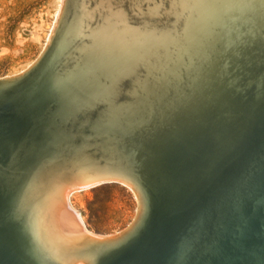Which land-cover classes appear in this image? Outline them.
<instances>
[{"label": "bare ground", "instance_id": "obj_1", "mask_svg": "<svg viewBox=\"0 0 264 264\" xmlns=\"http://www.w3.org/2000/svg\"><path fill=\"white\" fill-rule=\"evenodd\" d=\"M164 1L57 0L51 27L38 56L23 69L0 77V264H113L124 254L117 264H264V216H257L260 203L256 204L259 199L264 202V197L259 195L261 186H264V174L259 175L262 170L257 173L259 168L262 169L259 159L264 157V119L261 115L264 82L254 72L259 80L253 85L255 80L250 82L245 89H238L240 84L234 79L238 67L233 66L231 59L244 35H251V43H257L260 36L258 31L264 29V0H179L180 7L182 6L180 10L177 6L173 7L175 0H167L173 9L169 7L165 12V8L164 12L169 13L165 15L168 17L170 10H173V25L170 23L173 19L171 16L168 24L172 26L161 27L167 23H163L165 18L163 22L159 21L162 18L159 13L157 18L161 17L158 20L161 24L157 23L161 26L158 25V28L156 23L154 27L155 20H152V25L148 18V24L152 25L149 26L144 19L148 15L153 18L150 15L157 14ZM131 14L136 17L131 18ZM178 18L183 22L181 26ZM176 22L180 28L176 26ZM81 38L83 43L76 46L75 39L78 41ZM152 44L163 51L164 56L161 57H164V68L154 77L150 72L154 69L149 70L147 63V75L143 74L144 80L139 84L141 94L151 95L159 104L162 110L160 124L154 125L152 130L146 128V123L152 120L144 115L147 104L135 98L138 93L132 97L135 99L132 103H121L123 105L109 112L102 108L96 111L102 102L109 104V96L116 83L121 77L132 73L139 62L144 61L145 53ZM71 45L78 48V57L75 53L76 59L73 56V62L69 66L67 60V65L63 68L60 63L62 67L59 68L54 64L55 58L62 56L64 49ZM213 56L218 60L216 67L213 63L210 66V62L216 59L212 60ZM43 57V62L38 64ZM159 66L156 65V68L162 67ZM140 69L145 70L143 67ZM262 69L260 70L264 76V65ZM182 72L187 79L185 84L190 81L191 91L188 94L181 92L179 86ZM139 84L137 83V87ZM135 85L136 83L133 84ZM169 87L175 97L180 100L182 97L183 102H186L183 114V109L175 113V105L166 97ZM7 93L9 94L5 96ZM125 94L128 95L127 92ZM167 99L170 103L168 105ZM223 103L227 108V111L224 108L226 114L235 106H240L246 113V119L234 117L235 113L223 118L215 117ZM164 105H167V110L163 108ZM25 120L26 126L31 124L30 154L26 159L20 160L15 149L17 143L11 138L10 131L13 129V133H16L15 127ZM33 122H36L35 126L32 125ZM230 140L234 144L235 153L238 150L240 153V150H244L243 155L244 152L248 153L247 157L243 156L246 160L249 157L248 172L245 173L241 168L247 164L245 161L244 166L240 165L245 173L243 176H246L244 185L237 187L234 199L230 190L225 187L226 184H223V178L219 179L222 183L217 184L220 185V194L215 201L218 212L214 214L217 220L213 221V233H209L212 229L209 231L208 218L212 215L211 205L206 200L208 188L205 187L204 192L194 188L192 196L199 199L194 198L193 206L186 208L193 217V235H180L176 231L177 216L166 217L169 210L158 197L159 184L172 185L173 170L177 171L180 179L183 176L192 177V166H197L199 170L201 167L211 170L220 165L223 168L219 167L222 177L227 179V176L234 175L230 168H225L218 162L219 157L230 152L233 146ZM93 146L99 147L97 157L101 156L106 169L125 176L124 179L97 177L92 173L90 180L87 176L97 166L92 161L85 165L86 176L80 179L79 173L80 180L72 178L78 174L75 173L77 167H72L76 170L73 172L68 167V161L67 165L65 162L61 164L63 166L64 163L66 168L71 169L73 176L69 171L63 173L66 171L64 166L57 164L61 156L76 163L86 156L84 154H87L86 158L90 157L91 154L87 152ZM127 148L142 155L140 158L148 162L143 165L136 163L128 154ZM238 166L236 170L239 169ZM56 169L62 173L55 174ZM53 170L56 172L53 173ZM67 173L73 180H69L68 176L65 177L67 180L63 177ZM210 174L207 180L212 184L216 179L213 172ZM205 177L201 178L204 182ZM134 178L140 182L135 184L142 190L127 182L137 181ZM187 182L186 180L185 184ZM191 182L189 180L188 184ZM195 182L198 186L197 182L201 181L197 179ZM104 184L124 187L136 201L130 223L122 230L107 235L88 230L82 213L71 202V197L76 192ZM207 184L206 182L204 186ZM192 185L194 187V183ZM183 186L186 187L183 184L178 187ZM213 188L211 187L212 190ZM230 206L238 219L236 223L239 226L245 223L246 226H240L235 237L228 240L223 230L228 225L225 212ZM256 217L259 218L253 219ZM254 220L256 227L253 229L251 227ZM208 233L213 236L214 247L206 244L207 242L202 243L206 247H201L197 256H193L196 245L190 239H203L209 236ZM250 235V240L245 241V237ZM219 237H222L223 244ZM230 242L232 244L228 246ZM208 250L209 255L204 256L203 252ZM219 250L222 253L218 257H209Z\"/></svg>", "mask_w": 264, "mask_h": 264}, {"label": "rangeland", "instance_id": "obj_2", "mask_svg": "<svg viewBox=\"0 0 264 264\" xmlns=\"http://www.w3.org/2000/svg\"><path fill=\"white\" fill-rule=\"evenodd\" d=\"M176 1L177 0L174 1L175 3L173 2L174 4L172 3L173 4V7L175 8L177 6V8L179 10L182 9V6L180 7V5H181L180 4V1L179 0L177 2ZM56 3H57V0H0V77L6 76V75H9V74H13V73H15V72L23 69L24 67H26L31 61H33L38 56V54H39V52L41 50V47H42V43H43L44 39L46 38V35H47V32L49 31V28L51 27V22H52L54 13H55ZM177 3L179 4V6H178ZM167 4H168V6H167ZM175 4H177V5H175ZM169 5L171 6V4L167 0H165L163 2V4H162V7L159 9L158 13L157 14H154V15H150V16H153V18L152 17H149V15L147 17H146V15H143V16L146 17V18L143 17V18H145L144 19L145 22L148 24V18H149V19H151L149 21V23H152V25H153V21L155 20V22H154V25H155L159 21L163 22V18H165L163 23H167V24H165V25L162 24V26H161L160 25L161 22H159L160 24L159 23L156 24L157 27L159 28L160 26L163 27V26H166V25H168L166 27H171L173 25V22L172 21L174 20V18H173L174 15L173 16L171 15L173 10H170L171 11V14L169 15L170 18H169V16L168 17L165 16V15H168L169 14V13H165V12H167V10H169V7H170ZM173 7L172 8L170 7V9H173ZM165 8H166V10H165ZM177 8H176V10H178ZM164 10H165V12H164ZM159 13H161V15ZM162 13H164V14H162ZM159 15L162 17V18L160 17L161 19L160 18H157V17H159ZM133 16L134 15L131 14V18H135L136 17V16H134V17ZM171 16H172L173 19L171 18ZM156 19H157V21H156ZM168 19L169 20L172 19V20H170L171 22ZM180 19L182 20L183 17L181 16ZM180 19L178 21H179V24L181 26V23L183 24V22H180L181 21ZM165 21H167V22H165ZM168 21L170 23H172V25L170 24V26H169V24H168L169 22ZM179 24L176 22V26L177 27L179 26ZM156 25L154 27H156ZM158 25H160V26H158ZM180 26H179V28H180ZM260 30L261 31H258V34L261 37L259 36V38H257V40H256L257 43H251V40H252L250 38L251 35H249V34H247L248 36L247 35L246 36L244 35L243 36V39H242V42L237 45V47H239V48H237V52L235 53L236 56L233 54V56L231 58L233 60L232 64L234 63L233 66L234 67L235 66L238 67V70H237V67H236L237 72H235L234 75L236 73L237 74L235 75L234 79H236V82L238 84H240V88H238L240 90L241 89H245L246 87H248L249 86V83L250 82H253L254 80L255 81L252 83V85L254 83H256V81L259 80V78H257L256 76L261 77L262 81L264 82V78H263L264 76H262V72H261L263 70L262 68H263V65H264L263 64V62H264L263 61L264 60V58H263V56H264V42H263L264 41V36H262V35H264V31H263L264 29H260ZM75 41L77 42V43L75 42L76 46H78V45H81L83 43L82 41H84V40L81 38L78 41H77V39H75ZM73 42H72V44H73ZM78 42H80V43H78ZM75 44H73V45H75ZM73 45H71L70 47H66L67 49L70 48L71 50L70 49L69 50L64 49V51L62 52L63 54L61 53L62 56L60 55L59 57H56L58 60L55 58L54 64H56V66L58 65V67L61 68L62 65H63V68H64L67 65V60H68V65L67 66H69V64L73 62V60H72L73 56L75 57L73 59H76V54L75 53H77V57H78V55H79L78 54V48H76V46H75V48H73L72 47ZM245 49H246V51H245ZM249 49L251 50V52H250ZM238 52H239V54L240 53L241 54L238 55ZM162 53H163L162 50L158 49L155 44H152L149 47V49L147 50V52L145 53V56L146 57L144 56V61H145V59H147L145 61V64H144V61L139 62L135 66L134 71L132 73L128 74V76L125 75V76L121 77L119 79V81L116 83V85L114 86V89H113V91L111 92V94L109 96V100H108V103L109 104H106L107 102H105V103L102 102L101 104H99V106L97 107L96 111H98V110H100L102 108V110H105V111H108L109 112L113 108H116V107H119V106L125 104V102H127V104L128 103H132V101L135 100V99L133 100L132 97H134V94L135 93L136 94L138 93L139 96L138 95L137 96L135 95V98H138L140 101H143L145 104H147L146 105V109H144V115H145L146 118H149L150 120H152V122L146 123V128L148 130H152V127L154 125H156V124L159 125L160 124L159 122H160V116L162 114V110H161L160 106H158L159 104H157V101H155V99L151 95L145 96L144 94H141V92H140L141 91L140 90L141 89L140 88L141 85L140 84L144 80L143 79V76L144 75L145 76L147 75V71H148V70H146L147 63L150 66V67L148 66L149 67V70H151V69H154L155 70V71L154 70L153 71L152 70L150 71L154 77H156L160 73L161 69L164 68L162 66V64L164 65V63H163L164 62V59H163L164 57H161V56H164ZM262 53H263V55H262ZM73 54H75V55H73ZM247 54H248V56H247ZM260 54H261V56H260ZM70 55H71V57H70ZM244 55H246V56L244 57ZM256 56H258V59H255V58H257ZM59 58H60V60H59ZM213 58L215 59L216 57L213 56L212 57V60H213ZM69 60H71V61H69ZM215 60H213V61L210 62L211 63L210 66L214 64V66L216 67L215 63L218 60H217V58ZM153 61L157 65V67L159 65H160L159 68L161 66L162 67L160 69H157L156 68V65H153L154 64ZM251 61L252 62L254 61V62L252 63ZM239 62H240V64H239ZM244 63H245V65H244ZM250 63H251V66H250ZM253 64H255L256 67ZM140 65H142V66H140ZM141 67L145 68V70L144 69L141 70L140 69ZM246 69H248V70H246ZM260 69H262V70H260ZM139 72H142V73H139ZM156 72H158V73H156ZM243 72H245V73H243ZM254 72L257 73V75L255 74L256 76H254ZM183 73L184 72L180 73L181 74L180 77L182 76L181 77L182 80L179 79V82H180L179 83V86H180L181 92H183V93H186L187 92L186 94H188L191 91V86H190V83H189L190 81L186 82V84H185V81L187 79L185 78L186 76ZM139 74H141L142 77ZM248 75H250V76H248ZM263 75H264V72H263ZM126 77H127V79H126ZM237 77H239V79ZM247 77H248V79H247ZM137 80H139V81H137ZM135 83H136V85L133 86V84H135ZM137 83L138 84L140 83L138 85V87H137ZM185 85H187L188 87L185 86ZM263 85H264V83H263ZM189 87H190V89H189ZM169 88L170 89H169L168 94L166 95V97L169 98V101H170V103L172 105L173 104L175 105V111L174 112L176 113L177 111H181L183 109L182 112H181V114H183L184 113V108H185L184 105L186 104V102H183L184 100L182 99V97H180L181 100L179 99V97H175L176 95L173 93L172 88L171 87H169ZM125 89H126V91H125ZM263 90H264V88H263ZM133 91H134V93H132ZM126 92L128 93L127 96L125 94ZM263 93H264V91H263ZM131 94H133V95H131ZM129 95H131V98L129 97ZM142 95H143V97H142ZM184 97L185 96H183V98ZM129 100H131V101H129ZM169 101L167 99V105L170 104ZM176 101H178V102H176ZM263 102H264V98L262 99V104H261V109H262V114L261 115H262V119H264V103ZM110 103H112V104H110ZM121 103H123V104H121ZM149 103H150V105H149ZM239 103H240V105H243L242 104V101H239ZM179 104H181V105H179ZM167 105L166 106L164 105L165 107H163L166 110H167ZM181 106H182V108H181ZM148 107L150 109H148ZM224 108L227 111V108H226V106L223 103L218 108V111L216 112L217 114L215 113V117L223 118V117H227L230 113H232V114L235 113V114H233L234 117L238 116L237 118H240V119H242V118L244 119L245 118L246 119V115H245L246 113L243 112L244 109L242 108L243 109L242 110L240 108V106H235L234 109H233L235 111L232 110L230 113H227V114L225 113L226 111L224 112V110H225ZM241 110H242L243 113L241 112ZM241 122L242 121H240V123ZM244 124H247V122L244 123ZM199 126H201V125H199ZM233 129H235V128H233ZM226 134L227 135H230V133H226ZM229 142L231 143V140ZM232 144L233 143H231V145ZM97 147L98 146H93L92 149L90 148L92 150V153L90 152V149L88 150L87 153L88 154H91L90 157L86 158L87 157V154H84L86 156H83L81 158L82 159V160H80L81 161V165H80V161L79 162H76V163L73 162V161L71 162V160L69 161L64 155L61 156L62 158L60 157L57 160L58 163L55 162V164L57 163L59 165L62 162H65L66 163L68 161L69 162L68 163V167L70 166L73 172H75L77 170V172H75V173H78V174H75L74 173L75 174L74 176L76 178L75 177H72V178H74L75 181H77V179H79V177L81 176L80 179H82L84 175L85 176L87 175V173H86L87 171L85 169V165L87 164V162H89V161H92L93 163L96 162L95 164L97 166L95 165L96 167H94L96 169L98 168L99 164H101V162H102L101 156H100V158L97 157L99 155V152H100L99 151V147L98 148ZM233 147H234V144L230 148L231 150H229L230 151L229 153H226V155H222L221 157H219L218 158L219 160L217 159L220 164H223V166L225 168H227V167L230 168L231 169V172L234 173V175L230 176L231 179H230L229 176H227V179L221 176L222 175V173H221L222 170L221 169H223V168L220 165L217 166V167H215L214 169L212 168L211 170L209 168H204V167H201L200 170H199V168L197 166H192L191 167V173H192L191 176L192 177H189L190 179L188 177H186V176H183L182 179L178 178L177 177L178 176L177 175V171L173 170L171 172V176H172V179L174 181V183L172 184L173 186L172 185H167V184L166 185L165 184H159V189H158L159 192L157 193L158 194V197L165 204V208L167 207V211L169 210L167 212V214H166V217H168L170 215H172V216L176 215L177 216L176 231L178 233H180V235H184V236H187L188 235V237H190L191 235H193V229L194 228L192 227V220H191V219H193V217H192V215L190 216V212H188V210L186 208L188 206H189V208H191V206H193V204H194L193 203L194 198L195 199H199L198 197L196 198V197H193L192 196V190L194 188L198 189V191H200V192H204V191H206V188H208L207 189L208 192H206V194L208 193V197H207L208 199H206V200L209 201V202L211 201V203L208 202V204L211 205L210 206V211H211V215H212L211 218H208V224L210 226L209 227V231H211L210 229H212V231L211 232L208 231V232L209 233H213L214 232L213 231V227H214L213 221L217 220V217H215V215L218 212V210L215 208V203H216L215 201H217V196L220 194L219 193V188H218V187H220V185L217 186V184L218 183H220V184L222 183L221 181H219V179L220 178L221 179L223 178V180L225 181V182H223V184L224 185L226 184L225 187H227L230 190L229 192H230V194H232V196L234 197V199H235V195H237L235 193L237 187L244 185L243 180L245 181V177L246 176L245 175L243 176V174H245V173L248 172L246 170H247V168L249 166V163H247V162H249V159H248L249 157L246 160V157H247L248 153L245 154V152H244V155H243V151L244 150H240V151H242L241 153L239 152V150L237 151V153H235L236 151L234 152ZM232 152L235 153V154L233 155ZM239 153L242 154V156H240ZM232 155L234 156V159L232 158L233 157ZM245 155H246V157L243 158V156H245ZM235 156H236V158H235ZM239 156H240V159L239 158L237 159V157H239ZM84 157H85V159H84ZM95 157H97L99 163H98L97 159L96 160L94 159ZM241 157H242V159H241ZM263 158L264 157H262L261 159H259L260 160V163H261V166H262V169H260V168L258 169L257 168L259 170L257 173L261 172V170H262V173H259V175L260 174L261 175L264 174V168H263L264 167V161H262ZM61 159H63V160H61ZM242 160H243V162H242ZM85 161H86V163H85ZM239 161H241L240 164H239ZM244 161L248 165L245 164V167L243 168L241 166H244V163H245ZM73 163H74V165H73ZM55 164H54V166H57ZM224 164H226V165H224ZM238 164H239V166H238ZM66 165H67V163H66ZM75 165L82 172H79V170L75 167ZM82 165H84V166H82ZM61 166H62V164H61ZM63 166H64V168L66 170L63 173L66 174V172L69 171L68 173L71 174V176H73V174H72L73 172L71 171V169L69 170L68 167L66 168L65 165H64V163H63ZM237 166H238L239 169L236 170ZM72 167H74V169L76 168V170L74 171V169ZM196 167L198 168L197 170H196ZM219 167H221V169ZM240 167L243 170H245L244 171L245 173L243 172V170ZM57 168H58V166H57ZM82 168H83V170H81ZM202 168H203L204 171L206 169H209V170H206L204 172L202 170ZM60 169H62V171H64L63 168H60ZM60 169H59V171H60ZM54 170H53V173L56 172ZM56 170H57V173H55V174L62 173V171L61 172H58V169H56ZM197 171H199L201 173H199ZM237 171H239V172H237ZM203 172H204L205 175L203 174ZM212 172H213V174H215L214 175V179H216L214 181V183H212L213 185L211 183H209V181L207 180V179L210 178L208 176H210L211 175L210 173H212ZM68 173H67V175H65L63 177L65 178V177L68 176L69 177V180H73L72 178L70 179V175H68ZM79 173H80V176H79ZM206 174H207V177H205ZM197 175L200 177V179L203 178V177H205L206 178V182L208 183L207 186L210 184L209 186L214 187L213 188L214 192L211 189V187H209V186L207 187L206 185L204 186V184H206V182H204V180H202V179L199 180V177ZM236 175H237V177H234ZM201 176H203V177H201ZM242 176L244 178H242V180H241V177ZM60 177H62L61 174H60ZM186 178H188V179H186ZM193 178H196V179H193ZM65 179L67 180L68 178H65ZM197 179H198V181H201V182L203 181L204 182V183L201 184L202 187L200 185L201 182H197V185L198 186L195 185L196 184L195 181H197ZM186 180L188 181L187 184L189 183V180H190V182L192 181L191 184H188V186H187V184H185ZM239 180H241L240 181L241 183L239 182ZM177 181H179L180 183L177 182ZM193 183H194V187L192 185ZM180 184H183L186 187H184V186L183 187H178ZM174 185L177 186V187H174ZM199 186H200V188H199ZM203 186H204V188L206 187L205 190H203ZM263 187L264 186H261L262 191L259 192V195H261L262 198L264 197V189H263ZM171 189L173 191H171ZM178 191H181V193H178ZM176 193H178V194H176ZM188 193H189V195H188ZM214 196H215V198H214ZM209 197H211V198H209ZM234 199L232 198V200H234ZM186 200H188V201L190 200V201L188 202ZM71 202H72L74 208L76 210H78L79 212L82 213V217H83V220H84V223H85V226L87 227V229L90 230V231H92V232H94V233L103 234V235L114 234L115 232H117V231L122 230L123 228H125L130 223V221L132 220L133 215H134V212H135V207H136V201H135L132 193L129 192L124 187H122L120 185H117V184H104V185H101V186L96 187V188H93V189H88V190H85V191L76 192L75 195H73L71 197ZM246 202L247 201H245V203ZM256 202H257L256 204H259L260 203L259 212L261 213L260 214L258 212L257 216H259V217L261 215L264 216V214H263L264 213V210H262V209H264V202L261 199H259ZM184 206H186V207H184ZM230 207L225 212V214H226L225 220H227V224L228 225L226 226V229L223 230V234L228 237V240L229 239H233L235 237V232L239 231L240 226H242V227L243 226H246L245 223H241L240 226H239V224L236 223L238 219L235 217V214H234L235 212L232 210V207L231 208ZM184 208H185V210H184ZM213 209H215V210H213ZM183 217H185V218H183ZM259 217H256V218H253V219H256L257 220ZM214 218H216V219H214ZM253 219H252V221H253ZM252 224L253 225H252L251 228L254 229V226L256 227L255 220H254V222ZM211 226H212V228H211ZM209 233H208L209 236H206V237L203 238L204 240L201 239V238H199V239H195V238L190 239V241L191 242H194V244L196 245V250L193 251V256H195V255L197 256V254L200 251V248L201 247H204V246L206 247V245H201L202 243L205 244V242H207L206 244H209L210 246L212 245L214 247L215 242H213V240H212L213 238H211L213 236H212V234L210 236ZM251 234H252V231H251ZM250 237H251V235L249 237L246 236L245 237V241L250 240ZM221 238L222 237H219L220 243L223 244L224 242L221 240ZM207 239H208V241H207ZM209 239H210V243H209ZM202 240H203V242H202ZM231 244H232V242H230L228 246H230ZM222 251L224 252L225 250L223 249ZM222 251L219 250V251H217V253L215 251H213L216 254L212 253L214 255H210L209 257H211L212 259L215 258L214 256L218 257L222 253ZM203 253L205 254L204 256H208L210 252L208 250V251H204ZM201 256H203V255H201Z\"/></svg>", "mask_w": 264, "mask_h": 264}, {"label": "water", "instance_id": "obj_3", "mask_svg": "<svg viewBox=\"0 0 264 264\" xmlns=\"http://www.w3.org/2000/svg\"><path fill=\"white\" fill-rule=\"evenodd\" d=\"M48 51V50H47ZM49 51H50V49H49ZM43 59H44V57L42 58V59H40V61L38 62V64H40V63H42L43 62ZM37 64V65H38ZM26 79V78H25ZM2 84L0 83V86H1ZM9 93H12L11 91H9ZM9 93H7V94H5V96L6 95H8ZM35 123L36 122H33L32 123V125H34L35 126ZM14 125H17L16 123H14ZM18 127H15L17 130H16V133H13L14 132V130L12 129L10 132V136H11V138H13V140H14V143L16 144V147H15V149L17 150V154L21 157L20 158V160H24V159H26L27 157H29V154H30V152H29V145H30V142H29V140H30V135H29V133L31 132V124L29 123L27 126H26V120L24 121V122H22L20 125H17ZM30 131V132H29ZM142 141V140H141ZM144 141H147V140H144ZM142 143H143V141H142ZM145 146V145H144ZM127 147H129V146H127ZM130 149L131 148H127L126 150H127V152H128V154H130L131 155V157L133 158V160L137 163L138 162V164H140V165H143V164H145L146 162H148V161H146L144 158L142 159V158H140L142 155H140V154H138L137 152H134V150H133V152H131L130 151ZM137 151V150H136ZM12 152V151H11ZM146 167V166H145ZM92 173H94L97 177H108V176H111V177H117V178H122V179H124L125 178V176H123V175H120L119 173H117V172H115V171H113L112 169H106V167H105V164H104V162L102 161L101 162V164L99 165V167L97 168V169H95V170H93V171H91L89 174H88V176L87 177H89V179L90 180H92L91 178H92ZM136 176V175H135ZM128 178H130V177H128ZM152 178H154V177H152ZM131 179V178H130ZM136 178H134V180H135ZM132 180V179H131ZM127 181V182H131L132 184H134V185H137V184H135V183H139L140 184V182H138V180L137 181ZM138 186V188H139V190H142L141 189V187L139 186V185H137ZM150 196H152L153 198H154V195L153 194H151L150 193ZM125 256V254L124 255H122L120 258H118V259H116V261H114V263L113 264H117L118 263V261L120 260V259H122L123 257Z\"/></svg>", "mask_w": 264, "mask_h": 264}]
</instances>
